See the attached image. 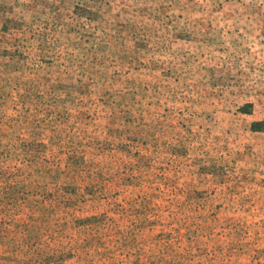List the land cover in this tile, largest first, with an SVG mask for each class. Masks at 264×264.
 <instances>
[{"label": "rangeland", "instance_id": "374dc122", "mask_svg": "<svg viewBox=\"0 0 264 264\" xmlns=\"http://www.w3.org/2000/svg\"><path fill=\"white\" fill-rule=\"evenodd\" d=\"M0 264H264V0H0Z\"/></svg>", "mask_w": 264, "mask_h": 264}]
</instances>
